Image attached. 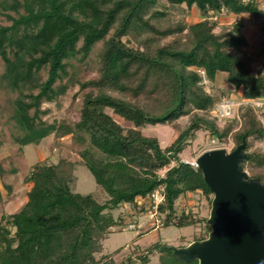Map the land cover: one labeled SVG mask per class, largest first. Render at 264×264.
<instances>
[{
  "label": "trees",
  "instance_id": "16d2710c",
  "mask_svg": "<svg viewBox=\"0 0 264 264\" xmlns=\"http://www.w3.org/2000/svg\"><path fill=\"white\" fill-rule=\"evenodd\" d=\"M161 1L0 2L3 14L14 13L6 15L11 24L0 27L4 63L0 81L18 93L10 117L19 131L15 142L37 145L51 134L72 135L81 141L86 138L90 147L79 156L109 196L105 203H99L92 195L75 193L76 164L72 161L36 163L26 178L31 184L27 202L0 219V264H99L95 254L102 251L110 228L119 224L105 211L135 204L161 187L164 201L157 210L165 215L164 228L197 223L192 213L176 214L180 197L200 191L212 203L213 194L202 171L180 156L200 130L226 141L233 125L220 129L204 117L213 115L220 102L205 91L200 71L211 82L217 73L224 72L227 82L242 91L243 99L264 102V62L257 71L251 66L243 20L216 32L211 14L224 10L264 19V10L257 0H164L173 7L195 6L203 20L160 29L157 23L167 17L166 12L155 10ZM130 38L139 40L136 46L129 44ZM167 38L170 40L159 44ZM99 42L103 45L98 77L80 84L91 90L85 95L79 120L72 125L44 121L43 104L54 102L76 85L78 79L70 76V71L77 69L74 62L85 61ZM108 110L131 126H122ZM186 116H191L189 124L178 128L176 122ZM241 116L243 126L234 136L235 149L246 143L242 169L264 185V152H247L254 142L264 140V125L250 106ZM159 124L179 129L175 141L166 148L140 130ZM204 222L206 235L198 241L207 239L211 232L207 220ZM157 244L148 252H161L159 264L198 263L183 262L167 245ZM140 260L149 262L147 255ZM133 263L129 258L123 264Z\"/></svg>",
  "mask_w": 264,
  "mask_h": 264
},
{
  "label": "rangeland",
  "instance_id": "374dc122",
  "mask_svg": "<svg viewBox=\"0 0 264 264\" xmlns=\"http://www.w3.org/2000/svg\"><path fill=\"white\" fill-rule=\"evenodd\" d=\"M257 1L260 3V8L264 10V0ZM155 10L167 13V17L157 23L160 29L175 27L178 24L192 25L203 20L201 12L195 6L191 8L185 5L173 7L162 0L155 7ZM7 14L14 15L12 12H7ZM7 14H3V8H0V27L11 24ZM211 15L212 21L217 24L216 32L229 28L238 20L244 21L243 34L249 43L246 54L250 58L251 66L257 71L264 62V31L262 29L264 19H255L251 15L238 16L224 10L219 14ZM113 32L114 29L108 37ZM123 40L126 41L127 38H123ZM169 40L170 38H167L159 44H164ZM138 41L130 38L129 44L136 46ZM102 45L103 42H99L85 61L74 62L77 69H72L70 76L78 79V82L54 102L43 104L42 108L46 111V115L42 117L44 121L72 125L79 120L85 95L91 90L90 87L81 88L80 84L98 77L99 54ZM3 71L4 63L0 57V76ZM43 77H46L45 73H43ZM202 86L207 93L217 97L220 103L225 99H231L238 106L233 116L228 119H220L215 113L213 115L205 114L204 117L210 121H215L220 129L232 123L233 130L226 141L214 139L208 130L203 129L197 132L180 156L183 162L191 164L194 168H197L195 166L197 158L206 151L225 149L226 152L230 153L235 149L234 136L243 126L241 115L247 107L250 106L254 109L258 119L264 125V102L243 99L242 91L227 82L226 73H217L213 82L202 76ZM113 95L118 96L117 94ZM17 96L18 93L11 92L0 81V164L3 169V172L0 173V191L2 194L0 219L2 215H10L19 211L27 202V194L31 184L26 182V178L38 162H44L47 165L57 164L60 160L74 162L76 164L74 172L76 184L73 191L81 195H92L99 203H105L109 196L97 185L93 175L84 166L79 156L80 151L90 147L86 138L81 141L72 135L56 137L51 134L37 145L20 146L15 142L14 137L19 134V131L15 128L10 117L12 104ZM108 113L122 126H131L113 114L111 110H108ZM197 114L203 115L200 112ZM213 117H216L217 120ZM190 118L191 116L180 118L176 122L177 127L180 129L186 127ZM178 128H175L174 125L159 124L155 126L146 125L140 130L144 136L158 139L161 147L166 148L177 138ZM255 150L264 152V140L254 142L247 152L250 153ZM173 165L175 163H172L171 166ZM246 172L249 175V172ZM164 173L165 171H162L161 175ZM211 204L209 199L200 191L180 197L175 204L176 214L180 216L183 212L192 213L194 218L198 220L196 224L186 228H178L175 225L167 228L162 227L165 215L158 212L148 197L145 199L138 198L135 204H122L112 211H105V213H110L119 224L110 228L103 240V249L100 253L95 254V258L99 264L110 262L123 264L129 258L133 259V264H145L142 263L140 257L147 255L149 262L146 264H159L161 252L156 250L149 253L150 247L158 243L157 245L180 248L198 241L206 235V223L204 221L210 217Z\"/></svg>",
  "mask_w": 264,
  "mask_h": 264
},
{
  "label": "water",
  "instance_id": "95a60500",
  "mask_svg": "<svg viewBox=\"0 0 264 264\" xmlns=\"http://www.w3.org/2000/svg\"><path fill=\"white\" fill-rule=\"evenodd\" d=\"M243 142L234 151L214 149L196 160L213 194L207 239L167 247L179 260L197 264H264V185L242 169Z\"/></svg>",
  "mask_w": 264,
  "mask_h": 264
},
{
  "label": "built area",
  "instance_id": "2783aa9c",
  "mask_svg": "<svg viewBox=\"0 0 264 264\" xmlns=\"http://www.w3.org/2000/svg\"><path fill=\"white\" fill-rule=\"evenodd\" d=\"M201 75L205 78V72L200 71ZM237 103L231 99H225L220 104H218L214 110L215 115L220 119H228L233 116L235 109L237 107ZM148 198L152 202V204L158 208V205L164 201V188H158L153 193H151Z\"/></svg>",
  "mask_w": 264,
  "mask_h": 264
}]
</instances>
